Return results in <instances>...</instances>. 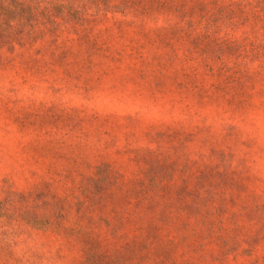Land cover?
Returning <instances> with one entry per match:
<instances>
[{
    "label": "rangeland",
    "instance_id": "obj_1",
    "mask_svg": "<svg viewBox=\"0 0 264 264\" xmlns=\"http://www.w3.org/2000/svg\"><path fill=\"white\" fill-rule=\"evenodd\" d=\"M1 5L0 264H264V0Z\"/></svg>",
    "mask_w": 264,
    "mask_h": 264
},
{
    "label": "trees",
    "instance_id": "obj_2",
    "mask_svg": "<svg viewBox=\"0 0 264 264\" xmlns=\"http://www.w3.org/2000/svg\"><path fill=\"white\" fill-rule=\"evenodd\" d=\"M0 3L2 4L1 6H3L5 13H7L8 9H11V8L26 7L27 9H29V11H27L25 19L35 17L36 16L35 11L38 10V7L40 4H42V7H41L42 13L43 11L48 12L51 5L53 8H56V7L63 8L65 6H69V7L74 6V0H7V1L0 0ZM12 10L13 9H11L9 12H11Z\"/></svg>",
    "mask_w": 264,
    "mask_h": 264
}]
</instances>
